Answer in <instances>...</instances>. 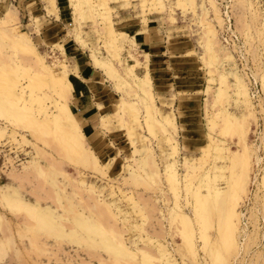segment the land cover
Here are the masks:
<instances>
[{
    "label": "rangeland",
    "instance_id": "374dc122",
    "mask_svg": "<svg viewBox=\"0 0 264 264\" xmlns=\"http://www.w3.org/2000/svg\"><path fill=\"white\" fill-rule=\"evenodd\" d=\"M7 2L0 264H264V0ZM241 148L239 229L217 251L195 193L224 192Z\"/></svg>",
    "mask_w": 264,
    "mask_h": 264
},
{
    "label": "bare ground",
    "instance_id": "6f19581e",
    "mask_svg": "<svg viewBox=\"0 0 264 264\" xmlns=\"http://www.w3.org/2000/svg\"><path fill=\"white\" fill-rule=\"evenodd\" d=\"M20 34L23 35L22 33ZM14 35H17V34H14ZM18 39H22V38H18ZM72 86H73L72 82L67 81V87L71 89ZM67 111H70V108L68 107L67 103H64L63 108L60 109L58 116L64 115L65 113H67ZM241 120L237 117L227 115L224 121L225 122V132H227V130L235 131V130H238V128H243L240 123ZM239 130L242 131L243 129L242 130L239 129ZM211 148H212V145L208 143V145L206 146V151L209 153L211 151ZM215 149H216V152L218 153H220V151L222 150V148L220 147V144L219 146H216ZM246 151L244 148H241L229 156L230 176L228 179V185L225 188L226 190L224 192L219 193V192H215L214 190V192L209 191L208 193H204L201 191L200 188H198V190H196L197 192L195 193L193 211H194L195 221L198 224L199 229H200L199 233H200L201 240L204 242V245L210 244L212 246V249L215 248L214 250H217V251L220 248H223L226 246L228 247L230 244H233L236 241V233L239 229L238 225H239V220H240V216H239L240 213L238 211V207H239V202L241 199V192L244 189L245 182L249 178L248 177L249 174H247V170L249 167L250 160L247 155L248 152ZM214 188L216 189V187ZM214 213H216L217 215L216 226L218 228V235L215 241L212 240L213 242L212 241L210 242V233L208 232V229L205 228V225L207 224V219L210 218L211 214H214ZM180 217H181L183 233L187 234L186 242H188V244H190V246L194 248L193 220L190 217H188L186 213H181Z\"/></svg>",
    "mask_w": 264,
    "mask_h": 264
},
{
    "label": "crops",
    "instance_id": "0c3cea01",
    "mask_svg": "<svg viewBox=\"0 0 264 264\" xmlns=\"http://www.w3.org/2000/svg\"><path fill=\"white\" fill-rule=\"evenodd\" d=\"M6 0H1V3H3V2H5ZM9 2H7V3H9V4H13L14 6L16 5L15 4V2L17 1V0H8ZM31 0H19V1H17V2H20V3H23V6H25V7H27V3L28 2H30ZM16 2V3H17ZM0 3V8H2V7H4V5L3 4H1ZM20 3L19 4H17V5H20ZM16 7V6H15ZM17 8V7H16ZM18 9V8H17ZM19 11V10H18ZM140 27V29L136 32L137 33V35L136 36H138V35H143L142 37H143V39H142V41L144 42H146V38H145V36H144V30L143 29H141V27H142V25H140L139 26ZM128 34V33H127ZM129 35V34H128ZM136 36H135V38H136ZM134 36H132V38H133ZM76 80H74V82L76 83H78V89H79V93H80V96H81V99H82V101H80V106L82 105V104H84L85 103V99H84V92H85V90L87 89V87H85V84H83L84 82H82V79H81V76L80 77H77V78H75ZM76 85V84H75ZM85 105V104H84ZM87 114V113H86ZM165 116V115H164Z\"/></svg>",
    "mask_w": 264,
    "mask_h": 264
},
{
    "label": "built area",
    "instance_id": "2783aa9c",
    "mask_svg": "<svg viewBox=\"0 0 264 264\" xmlns=\"http://www.w3.org/2000/svg\"><path fill=\"white\" fill-rule=\"evenodd\" d=\"M256 91H258V90L256 89Z\"/></svg>",
    "mask_w": 264,
    "mask_h": 264
}]
</instances>
